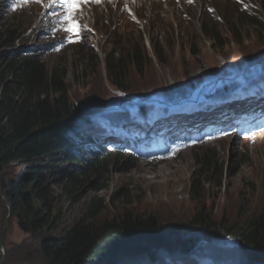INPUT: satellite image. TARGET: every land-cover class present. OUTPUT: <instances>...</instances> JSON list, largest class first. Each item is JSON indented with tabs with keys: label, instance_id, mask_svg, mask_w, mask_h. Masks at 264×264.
Here are the masks:
<instances>
[{
	"label": "rangeland",
	"instance_id": "1",
	"mask_svg": "<svg viewBox=\"0 0 264 264\" xmlns=\"http://www.w3.org/2000/svg\"><path fill=\"white\" fill-rule=\"evenodd\" d=\"M154 1H138L128 13L120 15L119 24L117 16L105 18L91 14L84 23V43H71L64 45L63 51L43 54L50 68L66 69L73 100L92 94L96 110L100 108L101 111L136 101L137 95H150L147 98L153 99L183 94L190 88L189 79L195 81L202 76L201 82H205L264 62V0H245L253 9L251 12L235 0H196V4L190 6L184 2L162 4ZM9 5L8 0H0V28L12 26L20 33L13 50L25 45L41 46L63 36L55 29V35H47L42 19L50 14L45 15L44 11L41 14L39 6L32 12L30 9L33 8L24 9L23 6L21 9L24 10L18 14ZM245 13L257 16L261 24L255 25L242 15ZM238 19L243 24L235 33L230 26ZM97 28L101 30L96 31ZM215 32L220 34V38L214 37ZM140 38L145 49L143 71L131 66L129 83L124 88L116 87L109 78L107 53L102 54L103 59L98 58L100 62L94 69H87L91 51L98 53L105 48L110 56L117 40L124 47L121 49L119 45L116 49L125 54L129 50V42ZM79 74L89 77L83 83L77 82L75 75ZM216 122V130L232 129L234 132L225 137H214L205 145L200 141L199 144L189 142L192 145L176 149L169 158L160 162L139 163L135 167L111 162L102 177L86 184L79 194L80 200L62 197L57 201L58 210L64 214L63 226L68 227L81 217L95 197L104 204L99 220L121 217L127 212L135 215L153 213L165 224L175 226L181 236L188 239L196 237L192 220L198 214L210 217L221 226L224 223L240 225L264 212V128L253 130V125L246 128L250 123L248 119L232 114L221 115ZM238 125L245 130H253L250 140L235 132ZM207 135L201 134L197 139L204 140ZM98 141L108 140L106 136H98ZM203 151L213 153L216 166L225 168L222 187L202 179L205 167L201 166L200 153ZM62 159L67 161L66 156ZM62 165V172L77 167L64 162ZM195 180L202 181L204 188L201 199L196 200L191 196ZM53 190L60 192V184L54 183ZM39 241L37 236L20 229L0 185V264H29L33 259L44 264L39 253ZM212 244L216 246H203L211 256L210 259L205 257L208 264H239L237 260L243 261L237 251H228L219 242ZM173 258L177 264L176 257Z\"/></svg>",
	"mask_w": 264,
	"mask_h": 264
},
{
	"label": "trees",
	"instance_id": "2",
	"mask_svg": "<svg viewBox=\"0 0 264 264\" xmlns=\"http://www.w3.org/2000/svg\"><path fill=\"white\" fill-rule=\"evenodd\" d=\"M242 15L255 25L261 24L256 16ZM240 24L243 22L238 19L230 27L236 33ZM19 34L12 26L0 28V185L20 229L40 239L39 253L44 264H174L173 257L180 264H201V258H211L203 246H216L212 242L241 254L243 261L237 260L239 264H264V212L240 225L221 226L198 214L192 220L196 237L188 239L153 213L127 212L121 217L99 220L104 204L95 197L81 217L63 226L64 214L58 210L57 201L62 197L80 200L86 184L102 177L113 160H103L97 152L100 144L91 119L100 110H96L95 96L73 100L66 69L50 68L41 54L44 47L13 50ZM215 34L220 38L218 32ZM129 43L125 54L114 56L119 45L124 47L116 40L109 56L108 75L116 87L124 88L129 83L131 66L143 71V39ZM89 56L87 69L92 70L100 57L92 51ZM88 77L79 74L75 80L83 83ZM201 80L202 76L195 81L189 79V87ZM82 154L93 159L86 161ZM200 155L201 166L205 167L202 179L222 187L225 168L216 166L210 151ZM132 159L125 157L122 161L117 157L115 162L135 167L137 163ZM62 162L78 163L80 167L62 172ZM56 182L61 190L55 193ZM201 184L197 180L193 183L194 200L201 199ZM159 243H172L174 248L142 257L127 252ZM33 260L29 264H41Z\"/></svg>",
	"mask_w": 264,
	"mask_h": 264
},
{
	"label": "snow or ice",
	"instance_id": "3",
	"mask_svg": "<svg viewBox=\"0 0 264 264\" xmlns=\"http://www.w3.org/2000/svg\"><path fill=\"white\" fill-rule=\"evenodd\" d=\"M27 2V0H25ZM38 3H43L44 0H36ZM52 5L59 3L63 9V20L62 31L67 33V38L69 42H76L80 38V33L82 31V25L78 21L76 16L77 10L80 8L81 3H87V0H51Z\"/></svg>",
	"mask_w": 264,
	"mask_h": 264
},
{
	"label": "water",
	"instance_id": "4",
	"mask_svg": "<svg viewBox=\"0 0 264 264\" xmlns=\"http://www.w3.org/2000/svg\"><path fill=\"white\" fill-rule=\"evenodd\" d=\"M142 245V244H141ZM174 248V245L172 243H159V244H152L146 247H137L135 249L128 250L127 252L130 254H133V256H146L154 252L158 251H164Z\"/></svg>",
	"mask_w": 264,
	"mask_h": 264
},
{
	"label": "bare ground",
	"instance_id": "5",
	"mask_svg": "<svg viewBox=\"0 0 264 264\" xmlns=\"http://www.w3.org/2000/svg\"><path fill=\"white\" fill-rule=\"evenodd\" d=\"M158 173V172H157ZM161 175V174H160ZM157 182V181H156ZM155 183V182H154ZM160 187V186H159Z\"/></svg>",
	"mask_w": 264,
	"mask_h": 264
}]
</instances>
